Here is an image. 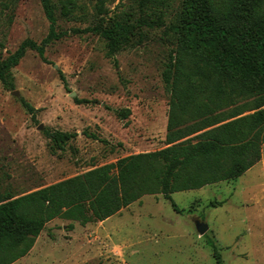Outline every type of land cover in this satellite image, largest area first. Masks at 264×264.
Masks as SVG:
<instances>
[{"label": "rangeland", "instance_id": "1", "mask_svg": "<svg viewBox=\"0 0 264 264\" xmlns=\"http://www.w3.org/2000/svg\"><path fill=\"white\" fill-rule=\"evenodd\" d=\"M63 1L71 12L62 16L54 0L56 30L65 33L45 47L46 61L27 50L11 68L12 88L0 81V193L24 194L165 146L171 95L162 71L174 52L167 25L180 0L170 1L163 25L135 28L143 34L113 57L83 28L100 17L135 22L137 0ZM48 25L39 0H0V60L23 39L40 42ZM54 130L76 135L52 151ZM171 200L178 211L162 194H146L102 221L53 218L11 264H216L207 240L223 264H264V143L260 161L237 178L176 191ZM195 219L207 224L203 235Z\"/></svg>", "mask_w": 264, "mask_h": 264}, {"label": "trees", "instance_id": "2", "mask_svg": "<svg viewBox=\"0 0 264 264\" xmlns=\"http://www.w3.org/2000/svg\"><path fill=\"white\" fill-rule=\"evenodd\" d=\"M58 1L60 14L68 17L70 6ZM170 1L137 0L135 22L131 15L100 17L83 31L100 36L106 54L113 57L135 35L143 34L135 28L163 25ZM39 2L48 32L40 42L23 39L0 60V81L8 88L11 68L27 50L46 61L45 47L65 33L56 30L54 0ZM167 31L175 47L162 71L171 95L165 146L123 156L24 194L0 193V264L25 256L53 218L81 225L102 221L146 194H162L178 211L171 193L235 179L261 159L264 0H180ZM22 104L33 111L26 101ZM129 113L128 108L117 111L120 118ZM47 135L51 150L62 151L76 133L54 130ZM207 244L216 264H223L216 244Z\"/></svg>", "mask_w": 264, "mask_h": 264}, {"label": "water", "instance_id": "3", "mask_svg": "<svg viewBox=\"0 0 264 264\" xmlns=\"http://www.w3.org/2000/svg\"><path fill=\"white\" fill-rule=\"evenodd\" d=\"M38 127L40 128L41 124H39ZM195 228L199 235H203L206 232L208 227L204 221L195 219Z\"/></svg>", "mask_w": 264, "mask_h": 264}, {"label": "crops", "instance_id": "4", "mask_svg": "<svg viewBox=\"0 0 264 264\" xmlns=\"http://www.w3.org/2000/svg\"><path fill=\"white\" fill-rule=\"evenodd\" d=\"M260 161V160H259ZM107 219V218H106Z\"/></svg>", "mask_w": 264, "mask_h": 264}]
</instances>
